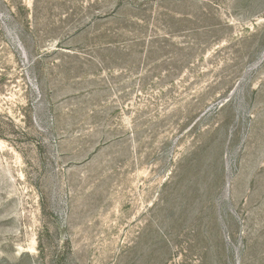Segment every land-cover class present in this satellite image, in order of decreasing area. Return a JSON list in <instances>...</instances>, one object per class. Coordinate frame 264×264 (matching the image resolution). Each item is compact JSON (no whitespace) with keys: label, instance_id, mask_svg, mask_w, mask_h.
Listing matches in <instances>:
<instances>
[{"label":"rangeland","instance_id":"1","mask_svg":"<svg viewBox=\"0 0 264 264\" xmlns=\"http://www.w3.org/2000/svg\"><path fill=\"white\" fill-rule=\"evenodd\" d=\"M0 264H264V0H0Z\"/></svg>","mask_w":264,"mask_h":264}]
</instances>
